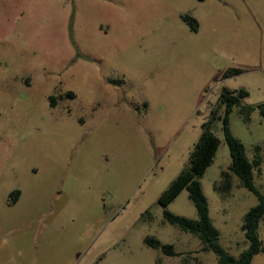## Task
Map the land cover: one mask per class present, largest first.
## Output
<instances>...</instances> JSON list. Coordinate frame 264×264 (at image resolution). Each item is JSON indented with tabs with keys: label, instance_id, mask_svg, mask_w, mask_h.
<instances>
[{
	"label": "rangeland",
	"instance_id": "rangeland-1",
	"mask_svg": "<svg viewBox=\"0 0 264 264\" xmlns=\"http://www.w3.org/2000/svg\"><path fill=\"white\" fill-rule=\"evenodd\" d=\"M222 87L248 91L229 127L249 159L260 146L264 192L263 118L243 111L264 103V0H0V264H218L163 218H197L187 190L157 199ZM211 130L220 144L199 180L220 244L238 257L257 198L236 176L218 187L231 158L222 119ZM258 234L250 264H264V216Z\"/></svg>",
	"mask_w": 264,
	"mask_h": 264
},
{
	"label": "trees",
	"instance_id": "trees-1",
	"mask_svg": "<svg viewBox=\"0 0 264 264\" xmlns=\"http://www.w3.org/2000/svg\"><path fill=\"white\" fill-rule=\"evenodd\" d=\"M230 72H240V70H228L224 75H228ZM68 95H72V93L69 92ZM247 95L248 91L243 88L238 90H231L227 87L221 88L216 107L211 110L209 118L201 125L202 132L189 154L187 165L181 169L157 199L158 204L166 206L183 189L187 190L188 197L196 208L197 218L192 219L174 214L167 209L163 211V218L180 230L196 235L203 243L202 250L211 249L214 251L218 264H250L254 255L263 250V242L258 234V226L264 216V192H261L255 186L253 179V170L261 164V148L259 145H255L254 155L249 159L244 144L233 135L229 127V114L232 108L240 105L241 100ZM221 107H224L223 116L219 114ZM256 109L262 116L264 125V103L247 106L243 110L244 115L246 114L245 120L248 119L249 113ZM217 119H222L223 136L231 158L227 169L221 171L222 184L218 187L223 191H229L232 187V176H236L239 184L252 192L257 198V203L251 206L243 216L241 229L246 238L247 247L238 257L229 254L220 244V232L212 223L207 198L199 180L206 168L212 163L220 144V139L211 130L212 123ZM148 212L149 210L146 211V213ZM144 242L152 248L160 249L165 255H181V252L174 250L172 244L163 243L156 237L146 236Z\"/></svg>",
	"mask_w": 264,
	"mask_h": 264
},
{
	"label": "water",
	"instance_id": "water-1",
	"mask_svg": "<svg viewBox=\"0 0 264 264\" xmlns=\"http://www.w3.org/2000/svg\"><path fill=\"white\" fill-rule=\"evenodd\" d=\"M119 94L121 95V91H119Z\"/></svg>",
	"mask_w": 264,
	"mask_h": 264
}]
</instances>
